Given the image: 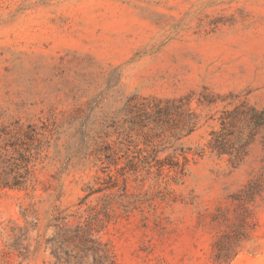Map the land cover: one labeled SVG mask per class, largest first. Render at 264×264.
Wrapping results in <instances>:
<instances>
[{
    "label": "rangeland",
    "instance_id": "374dc122",
    "mask_svg": "<svg viewBox=\"0 0 264 264\" xmlns=\"http://www.w3.org/2000/svg\"><path fill=\"white\" fill-rule=\"evenodd\" d=\"M186 95L190 135L141 126ZM241 101L264 109V0H0V264H56L59 211L118 264H264V126L236 167L207 147Z\"/></svg>",
    "mask_w": 264,
    "mask_h": 264
},
{
    "label": "trees",
    "instance_id": "16d2710c",
    "mask_svg": "<svg viewBox=\"0 0 264 264\" xmlns=\"http://www.w3.org/2000/svg\"><path fill=\"white\" fill-rule=\"evenodd\" d=\"M190 102L191 95L164 100L143 99L137 106L141 120L147 123L141 126L147 129L148 133L149 131H158L159 134L169 132L177 139L190 135L197 127L196 114L191 110ZM218 121L219 126L209 133L207 147L218 155H228L232 165L236 167L248 154V146L258 127L264 126V109L247 101H241L234 107L224 108ZM153 140L150 137L146 143L152 144ZM188 150L189 148L181 146L163 159L158 158V150H155V163L150 167H157L160 170L165 167L184 170L190 160ZM5 185L19 184H10L6 181ZM254 194V191L248 192L249 202ZM71 216L74 214H63L59 211L53 219L56 231L52 240V252L57 257L56 264H118L110 247L95 237L93 227L90 224L74 225L70 220ZM90 256L93 260L87 263L85 259Z\"/></svg>",
    "mask_w": 264,
    "mask_h": 264
}]
</instances>
